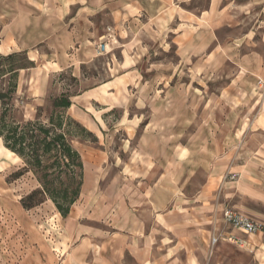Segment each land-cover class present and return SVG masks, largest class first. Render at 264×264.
Returning <instances> with one entry per match:
<instances>
[{
    "label": "rangeland",
    "instance_id": "1",
    "mask_svg": "<svg viewBox=\"0 0 264 264\" xmlns=\"http://www.w3.org/2000/svg\"><path fill=\"white\" fill-rule=\"evenodd\" d=\"M128 1L0 0V115L48 123L65 94L85 128L67 126L83 184L65 218L22 206L38 183L0 138V264L46 262L69 218L110 231L120 206L150 226L158 196L220 218L241 171L264 167V0Z\"/></svg>",
    "mask_w": 264,
    "mask_h": 264
},
{
    "label": "crops",
    "instance_id": "2",
    "mask_svg": "<svg viewBox=\"0 0 264 264\" xmlns=\"http://www.w3.org/2000/svg\"><path fill=\"white\" fill-rule=\"evenodd\" d=\"M89 1L80 3L88 7ZM142 4L143 0H129L125 9H137ZM85 120L81 119L85 125H92L91 119ZM234 186L226 192L227 201L264 224V167L242 170ZM157 188L158 185L154 187ZM152 201L155 213L150 226L120 206L111 220L110 231L94 224L95 218L87 223L69 218L62 240L49 244L47 261L37 259L31 264H264V231L245 234L226 225L222 219L224 207H219L220 218L210 203L203 208L206 214L195 217L184 212H165L169 200L162 196ZM212 235L219 236L213 246ZM227 236H235L241 244L226 242Z\"/></svg>",
    "mask_w": 264,
    "mask_h": 264
},
{
    "label": "trees",
    "instance_id": "3",
    "mask_svg": "<svg viewBox=\"0 0 264 264\" xmlns=\"http://www.w3.org/2000/svg\"><path fill=\"white\" fill-rule=\"evenodd\" d=\"M14 55L12 53L6 57ZM25 67L28 66H19L9 72L15 73ZM10 97V90L0 92V100H8ZM72 104L68 95L56 97L48 123H43L37 117L23 122H9L6 111L0 115L2 143L23 162L16 177L31 172L38 183L36 188L20 200L26 209L50 200L56 211L65 218L81 193L83 162L80 153L71 143L67 126L74 123L81 131H85V128L67 114Z\"/></svg>",
    "mask_w": 264,
    "mask_h": 264
},
{
    "label": "built area",
    "instance_id": "4",
    "mask_svg": "<svg viewBox=\"0 0 264 264\" xmlns=\"http://www.w3.org/2000/svg\"><path fill=\"white\" fill-rule=\"evenodd\" d=\"M222 219L226 225L239 229L245 234H258L264 231L263 223L250 218L249 216L230 206H225L223 208ZM225 238L229 242L241 244V242L235 236H227ZM218 240L219 236H213L211 239L212 245L216 244Z\"/></svg>",
    "mask_w": 264,
    "mask_h": 264
}]
</instances>
